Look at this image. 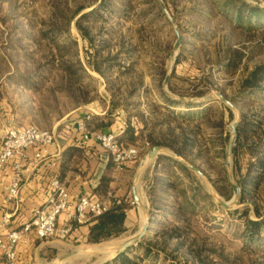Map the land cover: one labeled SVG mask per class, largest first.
Returning a JSON list of instances; mask_svg holds the SVG:
<instances>
[{
    "label": "rangeland",
    "instance_id": "1",
    "mask_svg": "<svg viewBox=\"0 0 264 264\" xmlns=\"http://www.w3.org/2000/svg\"><path fill=\"white\" fill-rule=\"evenodd\" d=\"M121 1L127 10L115 12L107 20H95L89 27L94 36V45L89 46L75 26L76 18H72L68 29L65 28L66 22L76 8L83 6L82 14L96 7L101 0H0L2 113H10L9 103L16 106V110L22 108L15 117L21 125L11 127L27 124L41 130H51L75 106L95 101L106 103L109 96L116 97L122 103L126 100V108L131 116L142 114L144 117H161L165 113L163 109L153 113L156 106L165 103L158 92L161 88L168 97L167 92L177 98L196 99L195 102H185L170 97L178 103H188L197 109L209 106L213 122L222 117L224 128L229 133L227 147L231 139V125L235 122L238 125L243 115L256 123L257 135L261 134L264 129V83L260 91L250 96H242L237 91L241 78L264 60V20L258 22L244 18L239 25L231 21L235 15L231 7L226 10L222 6V0H155L160 7L161 3L164 4L174 20L172 25L162 7L165 18L162 16L151 22L150 16L140 19L142 11L156 10L154 0H117L116 11L120 9ZM243 1L264 9V0ZM84 22L88 25L87 20ZM175 28L181 35V42L172 58L171 51L176 41ZM95 51H98L97 59H107L100 65L104 75L94 70L89 63V55ZM232 52H240L242 55L234 73L223 66ZM224 53L228 54L225 56L227 58H223ZM162 63H165V78L169 75V81L165 86L164 78L161 86L157 87L153 79L158 75ZM169 84L175 92L169 89ZM195 88L204 90L206 94L195 96ZM130 90L132 94L128 96ZM217 93L229 100L234 109L217 97L209 104L202 100L207 95ZM185 105L178 106L176 112L185 113L188 110ZM35 108L40 112L37 116ZM228 110L232 112L231 118ZM177 120L172 124L178 126L177 130H180L179 127L188 130L197 123L187 125L180 118ZM201 129L203 131L199 133L198 139L201 144L208 143V146V136L215 138L217 131H220L217 127L208 130L202 124ZM137 147L139 154H145L146 147L141 144ZM199 149H204V146L189 150L186 157L180 156L201 171L202 176L189 169L201 179L203 189L208 191L219 208H214L216 204H212L208 213L194 216L190 222L193 230L180 250L161 257L150 254V259L141 260V264H264L262 234H259L261 239L258 248L246 246V236H243L246 218H256L251 210L253 201L262 212L264 197L258 200L253 198L242 205L238 202L231 204L233 196L225 200L217 191L215 183H218V177L224 175L225 167L230 185L226 166L227 150L223 159L217 147L196 155ZM229 160L232 173V154ZM213 192L230 203L229 207L223 208L211 196ZM138 197L144 207L146 202L143 198L142 203L141 193ZM132 201L129 199L130 207L135 205L131 204ZM203 207H206L205 204ZM236 209L238 213H230ZM243 209H247L248 216H241ZM142 220L144 217L140 214L133 228L130 226L125 233L110 241L71 247L65 245L54 259L44 264H105L117 254L97 251L132 237ZM189 245H192L194 251L201 249L199 257L203 260H195L188 254ZM87 250L96 252L84 253ZM73 251H78V254L58 262L59 257ZM125 253L130 259L139 257L134 247L128 248Z\"/></svg>",
    "mask_w": 264,
    "mask_h": 264
},
{
    "label": "trees",
    "instance_id": "2",
    "mask_svg": "<svg viewBox=\"0 0 264 264\" xmlns=\"http://www.w3.org/2000/svg\"><path fill=\"white\" fill-rule=\"evenodd\" d=\"M116 1L117 0H101L96 7L82 14L80 13L84 7L80 6L76 8L69 17L68 22H66L65 28L68 29L72 18H76L75 26L81 37L87 41L89 46H93L94 36L91 34L89 27L95 23V20H107V17H111L115 12H122L124 9L127 10L126 7H124V2L121 1L119 4L120 9L116 11ZM222 1V6H225L226 10L231 7V12L235 15L231 21L239 25L243 22L244 18H248V20L254 19L258 22L264 20L263 8L251 6L243 0ZM153 4L156 6V10L148 9L142 11L141 15H139L140 19L150 16L151 22L162 16L165 18L158 2L154 0ZM101 14H103V16ZM226 15L230 18V15ZM120 16L121 15H119V17ZM103 17L105 19H103ZM86 20L88 25L84 24ZM227 55V53H224L223 58H227L225 57ZM97 57L98 51L90 53L88 58L89 63L94 70L104 75L105 72L101 69L100 65L102 62H106L107 59L102 58L99 60ZM241 59L242 55L240 52H232L231 56L223 63V66H225L230 73H234ZM217 62L221 63V60ZM164 64L162 63L157 71L158 75L153 79L157 87L161 86L167 72ZM66 70L70 71L69 68H66ZM71 74H74V71H71ZM263 83L264 60L254 65V67L241 78L237 93L242 96H250L251 93L260 91L263 87ZM169 89L175 92L170 84ZM194 90L195 96H203L206 94V92L200 88H195ZM131 92V90L128 92V96L132 94ZM158 92L165 103L156 106L153 113L158 109H163L165 112L164 115L161 117H153L152 115L144 117L142 114H138L137 117L141 121V127L138 128L139 133L135 135L134 127L127 125L125 132L121 138L119 137V141L125 145L137 146L136 142L140 140L142 141V146L167 148L183 157L187 156L189 150L199 148L200 146H204V149H199L196 155H202L205 151H210L212 148L217 147L219 152H221V156L225 159L229 133L226 132L224 128L225 121L223 118L221 117L217 122H213L210 119L211 108L209 106L204 109H197L188 103H178L176 100L171 99L161 88H159ZM110 99V103H122L119 102L116 97L111 96ZM86 101L88 102V100ZM127 104L125 100V109ZM181 104H186L185 106H187L188 110L185 113L176 112L177 107ZM228 112V116L231 118L232 112L229 110ZM178 118L181 119L182 123L185 122L187 125L193 124V122L197 123L188 130L181 127H179L180 130H177L178 126H172V124L173 122H177ZM201 124L206 126L208 130L212 127L220 128L215 138L210 135L208 136L209 139L207 141L209 142V146L208 143L201 144L198 139L199 133L203 131V129H201ZM257 130L256 123L246 115H243L236 128L235 142L232 148V174L233 181L240 190L239 205L253 198L258 200L261 199V196L264 197V129L261 131L260 135H257ZM243 156L244 159L242 158ZM156 165L157 171H161L164 174L161 176H154V181L150 184L149 189L150 202L151 205L158 202L157 205L160 204L167 207L168 214L173 217L172 222L160 227L151 237L142 239L137 242L136 245L132 246L139 254L137 259L127 258L125 250L118 253L114 259L107 261L105 264H141V260L150 259V254L161 257L180 250V247L187 241L193 230V226L190 222L193 220L194 216L198 213L202 215L208 213L212 204H216L210 198L208 191L203 189L204 187L201 183V179L187 167L177 163L172 157L164 156L158 160ZM173 167L178 170V173L173 170ZM106 180L108 179L102 180V190H105L107 187L106 182H104ZM217 182L215 186L221 197L225 200L231 199L233 196V188L229 185L225 167L224 175L218 177ZM167 190H170V193H166ZM155 191L156 195L164 194L165 198L170 197L173 204L166 205L164 201L157 200L155 196L152 195ZM118 201L119 202L113 199L105 212L86 224L88 227L86 244H100L110 241L127 231L125 219L127 211L130 208V202L127 199H119ZM204 204L206 207H203ZM214 208H219V206L216 204ZM251 208L256 218L251 219L247 217L245 220L243 236H246V241L244 244L246 246L258 248L260 246L258 243L261 239L259 234L261 233V236L264 238V203L262 204V212L254 201L253 207ZM230 213H238V210L230 211ZM240 214L241 216H248L247 209H245V211L243 209ZM79 226V224L72 223L70 234L66 239H70L71 235L79 230ZM200 251L201 249L194 251L192 245L187 246L188 254L195 260H203L199 257Z\"/></svg>",
    "mask_w": 264,
    "mask_h": 264
},
{
    "label": "crops",
    "instance_id": "3",
    "mask_svg": "<svg viewBox=\"0 0 264 264\" xmlns=\"http://www.w3.org/2000/svg\"><path fill=\"white\" fill-rule=\"evenodd\" d=\"M24 86L28 87L26 82ZM1 88L0 85V140L9 127L21 125L15 117L17 112L22 110L21 107L16 110V106L9 103L10 113H2ZM108 98L106 103L95 101L75 106L67 116L59 119L50 130L54 132L55 139L48 147V154L36 159L34 157L36 149L30 148L26 151L25 157L16 156L7 161L0 170V236L21 229L37 208L46 206L51 191V181L54 178L67 187L70 195L68 210L58 218L59 227L67 224V214L74 212V204L81 195L93 194L105 202H111L113 199L133 200V187H136L138 195L141 193L142 203L146 202L143 203V209L147 213L150 228L148 236L144 239L151 237L160 227L172 222L173 217L168 214L167 207L157 205L158 202L151 205L149 198L150 184L154 181V176L164 174L157 171L156 164L159 159L168 155H158L143 165L144 157L152 148L143 146L146 147L145 154L140 153L135 160L128 162L124 169L119 171L110 155L94 139L97 133H115L119 140L127 125L134 127L135 135L139 133L141 121H137V116L129 114L127 108L125 109V103H110V96ZM34 113L37 116L40 112L35 108ZM79 123H84V130L78 129ZM85 134H88V138H84ZM141 143L140 140L136 142L137 145ZM173 170L178 173L175 167ZM15 178L19 181L18 194L10 199L8 190ZM103 179H108L104 181L107 186L105 190H102ZM155 193L156 191L152 195L157 200L164 201L166 205L173 204L170 197L165 198L164 194ZM166 193H170V190ZM140 214L143 215V212L136 204L130 207L125 219L126 228L130 226L133 228ZM143 224L142 220L133 235L140 231ZM79 225V230L75 231L70 239L65 240L58 237L38 238L33 232L24 235L17 246L19 257L31 264H44L54 259L65 245L71 247L85 244L88 227L86 224ZM0 264H5L1 252Z\"/></svg>",
    "mask_w": 264,
    "mask_h": 264
},
{
    "label": "built area",
    "instance_id": "4",
    "mask_svg": "<svg viewBox=\"0 0 264 264\" xmlns=\"http://www.w3.org/2000/svg\"><path fill=\"white\" fill-rule=\"evenodd\" d=\"M84 126V123H79L78 129L84 130ZM84 138H88V134H85ZM54 139L55 134L50 130H41L31 125L9 127L0 140V170L10 159L16 156L25 157L30 148L36 149V159L48 154V147ZM94 139L110 155L119 171L139 156L137 146L122 144L115 133H97ZM16 168L18 169V166ZM18 189L19 181L15 178L8 190V198H15ZM133 203L132 201L131 204ZM69 205L70 195L67 187L57 178L52 179L46 206L37 208L21 229L0 236V252L5 258V264H31L22 260L17 252V246L24 235L33 232L38 238L58 237L65 240L70 234L72 223H89L105 212L110 202H105L93 194L81 195L74 204V212L67 214V224L59 227L58 218L68 210Z\"/></svg>",
    "mask_w": 264,
    "mask_h": 264
},
{
    "label": "water",
    "instance_id": "5",
    "mask_svg": "<svg viewBox=\"0 0 264 264\" xmlns=\"http://www.w3.org/2000/svg\"><path fill=\"white\" fill-rule=\"evenodd\" d=\"M161 7L163 9V11L165 12V14L167 15L169 21L172 23V25H174V20L170 17L167 9L165 8L164 4L161 3ZM174 33L176 35V41L174 43V46L172 48V51H171V57L174 58L175 57V54L177 52V49L180 45V42H181V35L180 33L178 32V30L175 28L174 29ZM169 81V75L166 76L165 80H164V85L167 86V83ZM167 94L171 97V98H177L175 97L174 95L170 94L167 92ZM219 98L224 104H226L227 106H229L231 109H234V106L233 104L227 100L221 93H217L216 95H207L205 97L202 98V100L206 101L207 103L214 100L215 98ZM178 100H181V101H185V102H195L196 99H192V98H184V97H179L177 98ZM209 104V103H208ZM236 125H237V122L233 123L231 125V139L229 141V144H228V147H227V161H226V166L228 167V175H229V179H230V185L232 186L233 188V198L232 200L230 201L231 204H235L238 202L239 200V197H240V190L239 188L234 184L233 182V176H232V173H231V170H230V156L232 154V148L234 146V141H235V133H236ZM168 155L170 157H172L173 159H175L178 163L184 165L185 167H187L188 169L196 172L198 175L202 176V173L201 171L196 168L193 164H190L188 162H186L180 155L178 154H175L169 150H165L161 147H157V146H154L150 149V151H148V153L146 154V156L144 157L143 161H144V164H147L151 159H153L154 157L158 156V155ZM132 191H133V201L134 203L142 210L143 212V217H144V224L142 226V228L140 229V231L133 235L132 237L126 239L124 242L120 243V244H117V245H112L110 247H107L105 249H102V250H98L97 252H108V253H121L125 250H127L128 248L132 247L133 245H136L137 242L141 241L142 239H144L145 237L148 236V232H149V228H150V225H149V219L147 217V213L146 211L143 209L142 205L140 204V200H139V197H138V194H137V191H136V187H133L132 188ZM211 196L214 197L218 203L223 207V208H228L229 207V204L226 203L222 198H220L217 193L213 192L211 193ZM96 252L95 250H87L86 252L84 253H94ZM78 254V251H73V252H70L64 256H61L59 259H58V262H63L65 261L66 259L74 256Z\"/></svg>",
    "mask_w": 264,
    "mask_h": 264
},
{
    "label": "bare ground",
    "instance_id": "6",
    "mask_svg": "<svg viewBox=\"0 0 264 264\" xmlns=\"http://www.w3.org/2000/svg\"><path fill=\"white\" fill-rule=\"evenodd\" d=\"M107 248V247H106ZM105 249V248H104ZM108 253V252H107Z\"/></svg>",
    "mask_w": 264,
    "mask_h": 264
}]
</instances>
